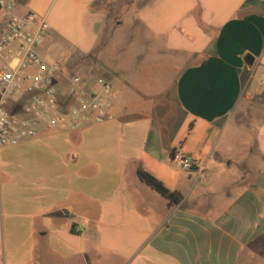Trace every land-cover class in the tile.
Masks as SVG:
<instances>
[{"label": "crops", "instance_id": "crops-1", "mask_svg": "<svg viewBox=\"0 0 264 264\" xmlns=\"http://www.w3.org/2000/svg\"><path fill=\"white\" fill-rule=\"evenodd\" d=\"M16 4L50 26L44 60L95 63L116 118L0 149V264H264V0Z\"/></svg>", "mask_w": 264, "mask_h": 264}, {"label": "built area", "instance_id": "built-area-1", "mask_svg": "<svg viewBox=\"0 0 264 264\" xmlns=\"http://www.w3.org/2000/svg\"><path fill=\"white\" fill-rule=\"evenodd\" d=\"M50 26L36 15L21 17L14 0H0V149L16 147L50 133L80 131L116 118L113 86L67 74L63 60H44ZM13 102L14 114L5 106ZM176 168L191 172V156H175ZM76 232L81 229L76 228Z\"/></svg>", "mask_w": 264, "mask_h": 264}, {"label": "trees", "instance_id": "trees-1", "mask_svg": "<svg viewBox=\"0 0 264 264\" xmlns=\"http://www.w3.org/2000/svg\"><path fill=\"white\" fill-rule=\"evenodd\" d=\"M15 2L20 5H25L27 0H15ZM137 178L142 184L171 204L172 207H177L182 203L183 197L179 193L169 190L160 180L145 170L138 169Z\"/></svg>", "mask_w": 264, "mask_h": 264}, {"label": "rangeland", "instance_id": "rangeland-1", "mask_svg": "<svg viewBox=\"0 0 264 264\" xmlns=\"http://www.w3.org/2000/svg\"><path fill=\"white\" fill-rule=\"evenodd\" d=\"M57 54V55H56ZM59 52H55V53H52L53 57L56 56L55 58H57V60L59 61L60 59H58L59 57ZM156 61H158L160 58L155 56L153 57ZM66 69L71 73V74H78L80 76H83L85 77V73H90L92 74L93 76L95 77H98V78H104V76L102 74H100L99 72H95L94 69L95 68V63H93V61L91 60H88L86 58H83V57H76V56H71V60L70 62L66 65ZM89 69H93V71L91 72ZM86 71L84 73V71ZM5 110L9 113V114H14V107H13V102L10 101L6 106H5ZM262 249V252H259L260 254L263 253L264 251V245H262L261 247Z\"/></svg>", "mask_w": 264, "mask_h": 264}, {"label": "water", "instance_id": "water-1", "mask_svg": "<svg viewBox=\"0 0 264 264\" xmlns=\"http://www.w3.org/2000/svg\"><path fill=\"white\" fill-rule=\"evenodd\" d=\"M245 62H246V65H247L249 68H251V67L253 66V64H254V58H252L251 56H248V57L246 58Z\"/></svg>", "mask_w": 264, "mask_h": 264}]
</instances>
